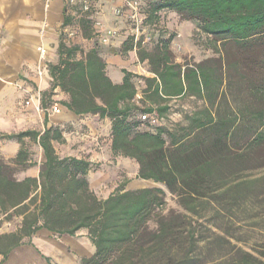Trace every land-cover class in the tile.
<instances>
[{
	"label": "trees",
	"instance_id": "obj_1",
	"mask_svg": "<svg viewBox=\"0 0 264 264\" xmlns=\"http://www.w3.org/2000/svg\"><path fill=\"white\" fill-rule=\"evenodd\" d=\"M67 10L57 62L48 65L52 83L41 94L45 129L0 131V141L20 146L14 158H0V215L21 219L16 231L0 234L3 262L42 230L58 238L85 230L96 251L81 264H264V0L149 4L144 24L158 26L173 13L196 24L217 57L181 63L172 51L175 34L159 30L152 47L132 37L121 55L136 49L153 76L123 69L122 83L109 76L97 45L85 51L66 41L62 34L75 21ZM82 29L85 39L94 38ZM56 89L68 95L59 103L75 115L108 119L114 155L134 160L139 179L164 185L181 211L163 212L160 187L124 184L101 199L89 179L99 165L63 157L55 147L73 129L49 126L48 98ZM190 97L204 104L172 128L143 119H166L174 100ZM28 140L42 150L39 164ZM38 166V176L18 177Z\"/></svg>",
	"mask_w": 264,
	"mask_h": 264
},
{
	"label": "crops",
	"instance_id": "obj_2",
	"mask_svg": "<svg viewBox=\"0 0 264 264\" xmlns=\"http://www.w3.org/2000/svg\"><path fill=\"white\" fill-rule=\"evenodd\" d=\"M65 5H67L65 0H0L1 132L12 133L15 131L13 130V126L17 122L28 124L30 115L35 113V111L29 110L31 107L43 110L41 94L50 89L51 77L48 70L42 69V60L38 49L41 46H50L51 48L53 46V50H57L54 59V62H57L59 37L64 21L63 12ZM167 14L166 12L164 13V15ZM170 24L168 25L174 29L175 26ZM213 57L215 56H211V58ZM207 59L209 58L205 60ZM106 60L108 74L115 83L123 82V69H127L135 74H141L146 71L147 76H153L149 73L148 64L146 62L141 63L137 54L130 53L129 56H122L121 53H116L109 56ZM202 61L204 60H198V62ZM41 70L42 76H40ZM36 86L40 87L39 91L36 90ZM29 98H31L29 101V109H26L23 107V103L24 100ZM53 98L59 102L69 99L68 95L61 89L55 90V96ZM188 99L195 100L194 97ZM200 103L204 104L203 101H200ZM48 115L50 121L49 126L55 125L64 128L70 125L76 130L77 134L82 130L87 132L86 134L88 135H84L85 140L92 139V142L87 140V144L81 145L82 140L75 135L69 134L66 139L67 142H69L70 138L68 137H71V135L73 140L76 141L67 145L66 148L69 150H66L62 154L58 150L57 144H55V147L63 157L73 156L85 158L93 164H99L101 162L100 166L102 169L97 173L92 172L89 175L91 187L99 197L104 194L103 189L109 184L105 182L108 181V171L118 168L111 166L112 159L119 160V168L126 164L127 161H132L138 177L139 166L134 160L114 155L111 147V122L108 119L101 120L98 116H77L64 107H62L60 113H48ZM39 117L42 118V116ZM103 136L107 137V139L100 141V138ZM9 143L17 144L15 142ZM96 174H98L99 178H97ZM26 176L36 175L28 173ZM127 189L137 190L130 189L129 187ZM114 192H109L103 199H107ZM83 231V234L88 239L87 241H90L87 231ZM0 234H4V232L0 231ZM67 237L71 236L58 238L54 237L47 230H42L33 238V245L25 244L15 249L4 262L3 256L0 255V264H81L82 258L94 255L95 252L93 250L90 255L78 258L71 257L72 259L68 256V259L65 260L57 254L56 257L59 259L56 258L54 261L53 258H50L51 262L49 263L44 257L43 251L35 245L36 240L39 238H43L47 244H51L56 241L58 243L68 241L66 240ZM67 248L69 247L67 246Z\"/></svg>",
	"mask_w": 264,
	"mask_h": 264
},
{
	"label": "rangeland",
	"instance_id": "obj_3",
	"mask_svg": "<svg viewBox=\"0 0 264 264\" xmlns=\"http://www.w3.org/2000/svg\"><path fill=\"white\" fill-rule=\"evenodd\" d=\"M50 1V0H49ZM82 1L83 0H74V3L71 2V0H65V3L68 6V14L73 16L75 18L74 24L65 30L63 32V36L65 35L66 41L71 45H80L85 51H88L89 49L93 48L95 45L98 46L100 51L103 53V55L106 57V59L116 53H121L122 45L123 43L129 39L134 37L135 42L143 37L145 38V43L152 47L153 44H155L159 30L166 31V38L170 34H175L176 37L172 43V51L175 54V59L178 62H190L193 63L198 62V60L202 59L205 60L206 58H211V56L217 57V55L213 52L212 49L208 47L205 41H207L205 35H200V31L198 30V27L196 24L192 22H185L182 19H180L179 16L168 13L167 15H162V20L158 26L151 25L150 23H143L141 24V30L140 34H137L135 31V24L129 19L128 14V8L126 7L124 9L125 14L122 16H117L115 10L118 6L122 5V2L120 0H97L95 2H91L90 9L88 11H84L82 7ZM141 7H140V19L143 20L144 12H146V9L148 8L149 4H152L156 0H139ZM85 21H88L87 23H82ZM98 23H100L101 31H98ZM175 26L171 28L168 24ZM83 26H85L88 31H91L94 38L93 39H85L83 34ZM114 30L117 32V35L115 38H112L109 40L108 43H105L103 41V35L109 31ZM61 34V31H60ZM138 35V40L136 39ZM137 40V41H136ZM47 50L46 53V59L45 62L47 66L54 62L55 55L57 54V50H53L50 46L45 47ZM132 54H137V50L135 49ZM123 56V55H122ZM129 56V55H128ZM138 64V62H137ZM141 76L146 77H152L147 76V72H142L141 74H138ZM115 79V77H114ZM52 83V81H51ZM139 89L142 90L144 87V83L140 82L138 83ZM43 88V87H42ZM36 90H40L39 86H36ZM31 98L24 100L23 107L26 109L29 107L28 102ZM49 103V111L48 113H53L52 108L56 105H58L61 109L62 106L59 104V101H56L54 98H48ZM172 105V111L168 118L166 119H159V118H153L150 119L149 122L152 126H167L172 128L175 123L178 122H184V116L186 113H190L194 111L197 107L201 106L202 103L197 102L192 99H177V101H173L171 103ZM23 109V110H26ZM29 109V108H28ZM30 111H35V113L31 114L29 117V123H19L17 122L13 126L12 133L21 132L29 129L34 130H40L43 131L45 129V123H44V116L46 112H44L42 109H37L35 107H31L29 109ZM39 116H42L39 117ZM68 132L65 134L66 139L69 134L75 135L77 138L82 140L81 145L87 144V140L92 142V139H84V135L87 136V132L84 130L80 131L79 134L76 133V130L74 128L72 130H69L67 127ZM69 136V142L65 144H57V148L60 151V153L64 154L67 149V145H69L71 142H76ZM83 135V136H82ZM107 139V137L100 138V141ZM73 144V143H72ZM79 144V143H78ZM28 148L32 151L33 160L37 162L38 164L42 160V150L37 145L32 143L31 141H27ZM20 146L19 144H11L9 142L0 141V158H4L5 160H10L14 158L19 150ZM75 148V147H74ZM85 150V149H84ZM119 160L112 159L111 160V166L118 167L116 169H111L107 173V180L105 182H108V186H106L104 190V194L100 195V198L103 199L104 196H107L109 192L116 191L118 187L121 185L127 184V187L130 189H143V188H149V187H160L163 188L166 191V205L163 208L164 213H168L171 210L175 211H181V208L178 205L177 198L172 195L167 188L162 185L155 183L153 181H145L141 180L137 177L135 172V165L132 163V161H127L126 164L122 165V167L119 168ZM109 164V165H110ZM99 168L94 173H97L100 171L101 168V162L98 164ZM34 174L38 176L39 174V166L34 167L27 171L26 173H20L19 178L23 179L26 174ZM97 178L98 174H96ZM101 194V193H99ZM21 219L16 217L12 221H6L4 216L0 215V231L5 233H12L16 231L17 227L20 225ZM154 224H152V227ZM82 232V233H81ZM80 234H78L77 237H67L66 240L62 243H58L57 241L51 244H47L43 238H39L36 240V247L43 251L45 258H53V260H56V255L58 254L65 260L68 259V256L71 257H82L86 255H90L92 251L95 252V246L92 242L87 241L88 239L83 234L84 231H81ZM65 240V239H64ZM67 246L69 248H67ZM93 252V253H94ZM59 259V258H57ZM72 259V258H71ZM47 260V259H46ZM48 261V260H47Z\"/></svg>",
	"mask_w": 264,
	"mask_h": 264
},
{
	"label": "built area",
	"instance_id": "obj_4",
	"mask_svg": "<svg viewBox=\"0 0 264 264\" xmlns=\"http://www.w3.org/2000/svg\"><path fill=\"white\" fill-rule=\"evenodd\" d=\"M120 1L122 2V5L118 6L115 10L117 16L124 15L125 14L124 9L127 7L128 11H129L128 17L135 24L136 33L140 34L141 24H142V20L140 19V14H139L140 13V7H141L140 1L139 0H120ZM71 2L74 3V0H71ZM90 6H91L90 0H83L82 1V7H83L84 11H88L90 9ZM97 26L99 29L98 31H101L102 28H100V23H98ZM116 35H117L116 31L109 30L103 35V37H104L103 41L105 43H108L109 40L112 38H115ZM136 39L138 40V35H137ZM38 50H39V53L41 55L42 69L48 70V66L45 62L47 50L44 46L39 47ZM40 76H42V70L40 72ZM28 104H29V102H28ZM52 111H53V113H60L61 108L58 105H56L52 108ZM153 118H155V117L154 116H148V115L143 116L144 120L153 119Z\"/></svg>",
	"mask_w": 264,
	"mask_h": 264
}]
</instances>
